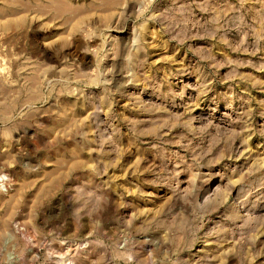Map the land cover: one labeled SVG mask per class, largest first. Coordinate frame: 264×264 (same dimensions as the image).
Here are the masks:
<instances>
[{
    "label": "rangeland",
    "instance_id": "rangeland-1",
    "mask_svg": "<svg viewBox=\"0 0 264 264\" xmlns=\"http://www.w3.org/2000/svg\"><path fill=\"white\" fill-rule=\"evenodd\" d=\"M0 264H264V0H0Z\"/></svg>",
    "mask_w": 264,
    "mask_h": 264
},
{
    "label": "built area",
    "instance_id": "built-area-1",
    "mask_svg": "<svg viewBox=\"0 0 264 264\" xmlns=\"http://www.w3.org/2000/svg\"><path fill=\"white\" fill-rule=\"evenodd\" d=\"M2 182L4 181V180H1ZM3 184L5 185V182H3Z\"/></svg>",
    "mask_w": 264,
    "mask_h": 264
}]
</instances>
